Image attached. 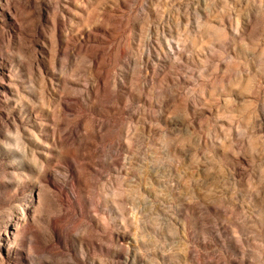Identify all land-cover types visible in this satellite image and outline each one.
I'll use <instances>...</instances> for the list:
<instances>
[{"label": "rangeland", "instance_id": "1", "mask_svg": "<svg viewBox=\"0 0 264 264\" xmlns=\"http://www.w3.org/2000/svg\"><path fill=\"white\" fill-rule=\"evenodd\" d=\"M0 264H264V0H0Z\"/></svg>", "mask_w": 264, "mask_h": 264}]
</instances>
